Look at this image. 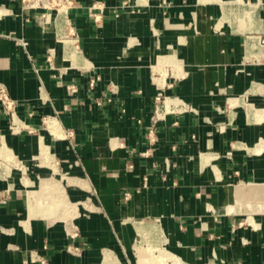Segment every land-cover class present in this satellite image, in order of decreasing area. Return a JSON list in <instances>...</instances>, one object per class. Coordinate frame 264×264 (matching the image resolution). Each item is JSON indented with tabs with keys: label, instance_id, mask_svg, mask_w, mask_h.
<instances>
[{
	"label": "crops",
	"instance_id": "obj_1",
	"mask_svg": "<svg viewBox=\"0 0 264 264\" xmlns=\"http://www.w3.org/2000/svg\"><path fill=\"white\" fill-rule=\"evenodd\" d=\"M262 40L264 0H0V264H264Z\"/></svg>",
	"mask_w": 264,
	"mask_h": 264
},
{
	"label": "built area",
	"instance_id": "obj_2",
	"mask_svg": "<svg viewBox=\"0 0 264 264\" xmlns=\"http://www.w3.org/2000/svg\"><path fill=\"white\" fill-rule=\"evenodd\" d=\"M23 2H34L42 8L51 10L54 8H64L66 6L65 4L67 3V0H23ZM17 42L23 47L27 45V43H25L24 40H17ZM262 45L264 46V40H262ZM94 83L95 81H92L91 85L93 86ZM156 100L162 101V97L159 96L157 97ZM0 104L3 106L5 112L11 116L12 119L11 130L15 131L17 128H19L16 120V114L14 111L15 102L10 98L8 92L2 86H0ZM38 260L42 264H47V261L42 257H38Z\"/></svg>",
	"mask_w": 264,
	"mask_h": 264
},
{
	"label": "bare ground",
	"instance_id": "obj_3",
	"mask_svg": "<svg viewBox=\"0 0 264 264\" xmlns=\"http://www.w3.org/2000/svg\"><path fill=\"white\" fill-rule=\"evenodd\" d=\"M65 48V47H64ZM68 48V47H67ZM67 52V51H66ZM69 53H72L70 50H68ZM141 228V227H140ZM141 251V250H140ZM143 251V250H142ZM173 262V261H172ZM176 264V263H175Z\"/></svg>",
	"mask_w": 264,
	"mask_h": 264
},
{
	"label": "rangeland",
	"instance_id": "obj_4",
	"mask_svg": "<svg viewBox=\"0 0 264 264\" xmlns=\"http://www.w3.org/2000/svg\"><path fill=\"white\" fill-rule=\"evenodd\" d=\"M66 5V4H65Z\"/></svg>",
	"mask_w": 264,
	"mask_h": 264
}]
</instances>
